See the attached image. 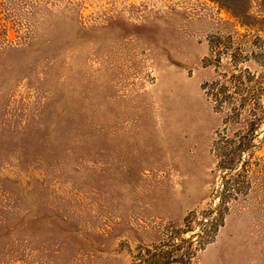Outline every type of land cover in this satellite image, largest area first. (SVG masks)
Segmentation results:
<instances>
[{"label": "rangeland", "instance_id": "1", "mask_svg": "<svg viewBox=\"0 0 264 264\" xmlns=\"http://www.w3.org/2000/svg\"><path fill=\"white\" fill-rule=\"evenodd\" d=\"M0 264H264V0H0Z\"/></svg>", "mask_w": 264, "mask_h": 264}]
</instances>
